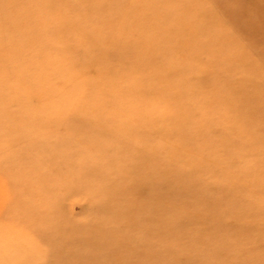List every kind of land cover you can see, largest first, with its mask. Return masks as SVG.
Masks as SVG:
<instances>
[{"label": "rangeland", "instance_id": "obj_1", "mask_svg": "<svg viewBox=\"0 0 264 264\" xmlns=\"http://www.w3.org/2000/svg\"><path fill=\"white\" fill-rule=\"evenodd\" d=\"M0 264H264V0H0Z\"/></svg>", "mask_w": 264, "mask_h": 264}]
</instances>
